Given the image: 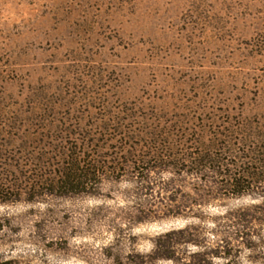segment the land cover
<instances>
[{
  "label": "rangeland",
  "instance_id": "374dc122",
  "mask_svg": "<svg viewBox=\"0 0 264 264\" xmlns=\"http://www.w3.org/2000/svg\"><path fill=\"white\" fill-rule=\"evenodd\" d=\"M0 264H264V0H0Z\"/></svg>",
  "mask_w": 264,
  "mask_h": 264
},
{
  "label": "trees",
  "instance_id": "16d2710c",
  "mask_svg": "<svg viewBox=\"0 0 264 264\" xmlns=\"http://www.w3.org/2000/svg\"><path fill=\"white\" fill-rule=\"evenodd\" d=\"M74 169L75 170L73 172L72 177H68L70 182H68L66 180L64 181L65 182L64 187L71 185V183L74 184V182H76L77 185H83V184L85 185V184L89 183L87 181H86V183L83 182V180H85V179L89 180V181H92L91 180V175L93 173L90 172L91 170L90 171L89 170L84 171V170L79 168V165L78 166H74ZM251 169H254V167H250L249 171H251ZM250 173L251 174H247V175L244 174V176L249 177L250 175L251 176L255 175V172H253V171H251ZM229 177H231L233 182L228 187L233 189V193H235V194L240 193L241 192L240 189H242L241 187L243 185V181L240 178H237L235 174L233 176L229 175ZM72 180H74V181H72Z\"/></svg>",
  "mask_w": 264,
  "mask_h": 264
}]
</instances>
